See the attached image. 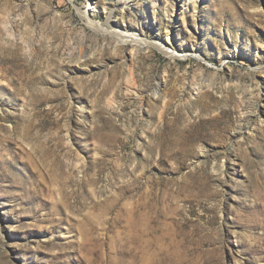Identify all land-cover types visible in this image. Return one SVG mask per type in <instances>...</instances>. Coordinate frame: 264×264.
<instances>
[{"label":"rangeland","instance_id":"374dc122","mask_svg":"<svg viewBox=\"0 0 264 264\" xmlns=\"http://www.w3.org/2000/svg\"><path fill=\"white\" fill-rule=\"evenodd\" d=\"M113 2L0 0V264H264V0Z\"/></svg>","mask_w":264,"mask_h":264},{"label":"bare ground","instance_id":"6f19581e","mask_svg":"<svg viewBox=\"0 0 264 264\" xmlns=\"http://www.w3.org/2000/svg\"><path fill=\"white\" fill-rule=\"evenodd\" d=\"M125 4L127 3H123V6H125ZM185 2H183L182 6H181V12L185 9ZM95 6L91 5L90 6V10L89 12L86 11V12H83L81 13V16H82V19L85 21V23L94 30V32L96 31V34L102 38H110L111 40H114V38H118V39H125L123 41H121V43H124V44H127L128 45V48L130 49V54L132 55L133 53V49H134V46H135V43L137 45H148L146 41L144 40H140L138 38H136V36L133 35L132 39L130 38H126L123 36L122 32L120 30H114V26L109 24V18L111 17V15L114 13V12H119L120 15H122V12L117 10L114 6V2L113 0H109V5L106 6V7H103L102 8V14L104 15V18H105V22L103 23H97L94 21V19H92V17L94 16V10H96L94 8ZM174 6H172L173 8ZM122 9V8H121ZM117 10V11H116ZM121 12V13H120ZM173 12V11H172ZM70 21H68L67 23H69ZM68 29V28H67ZM84 35V34H83ZM167 35V34H166ZM85 36V35H84ZM160 44V43H159ZM158 44V45H159ZM151 45V44H149ZM153 45V44H152ZM158 45H155L160 51H162V53H165L166 55H168V57L170 59H172L173 61L177 60V59H185L187 58V55H183V54H176V52L174 50H169L168 48L166 47H160ZM81 50V49H80ZM79 50V51H80ZM85 51V49H83ZM80 54V52H79ZM82 54V53H81ZM196 55V54H195ZM81 56V55H80ZM85 56V55H84ZM81 58V57H80ZM133 82V81H132ZM134 83V82H133ZM189 89L191 91V89L194 91V90H197L194 88L193 86V83H190L189 84Z\"/></svg>","mask_w":264,"mask_h":264}]
</instances>
